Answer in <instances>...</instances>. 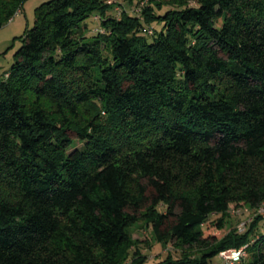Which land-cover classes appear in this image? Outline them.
Returning a JSON list of instances; mask_svg holds the SVG:
<instances>
[{
	"label": "trees",
	"instance_id": "obj_1",
	"mask_svg": "<svg viewBox=\"0 0 264 264\" xmlns=\"http://www.w3.org/2000/svg\"><path fill=\"white\" fill-rule=\"evenodd\" d=\"M23 1L0 0V27ZM128 1H42L0 74V264H121L141 219L200 250L154 264L242 245L234 264H264L255 220L206 224L264 203V0Z\"/></svg>",
	"mask_w": 264,
	"mask_h": 264
},
{
	"label": "rangeland",
	"instance_id": "obj_2",
	"mask_svg": "<svg viewBox=\"0 0 264 264\" xmlns=\"http://www.w3.org/2000/svg\"><path fill=\"white\" fill-rule=\"evenodd\" d=\"M42 1L45 0H24L20 10L0 27V74H3L12 63L14 51L21 44V36L26 29L33 25L35 7ZM105 2L115 4L110 11H107V13L115 14V16H119L121 10L125 7L135 11L137 6L136 1L105 0ZM138 3L142 6L149 3V0H140ZM97 20V16L90 14L83 22V25L85 24L86 26L87 33L93 34L95 27L98 26ZM152 27L159 28V25L155 23L152 24ZM81 144L82 142L78 140L73 142V146L76 147L81 146ZM218 219H222L223 221L222 230H218L212 225ZM252 220H255V222L253 223L252 230L248 234V239L251 241L257 237L258 232L264 231V203L256 207H251L245 203H232L228 206L225 213H215L209 216L206 224L210 226L207 231L215 236H220L225 233V238L233 239L238 234L244 233L249 228V223ZM128 233L131 238V244L122 249L120 254L122 258L121 264H130L131 259L134 257L133 252L135 251L139 256L146 258L145 264H154V262L165 258L169 254L173 258H177L184 254L192 257L200 252L199 248L195 245L178 246L173 242H158L153 236L150 225L142 219L130 226ZM240 248L245 250L246 245H242ZM222 260L218 255L213 258L215 264H227Z\"/></svg>",
	"mask_w": 264,
	"mask_h": 264
},
{
	"label": "built area",
	"instance_id": "obj_3",
	"mask_svg": "<svg viewBox=\"0 0 264 264\" xmlns=\"http://www.w3.org/2000/svg\"><path fill=\"white\" fill-rule=\"evenodd\" d=\"M220 257L224 260L227 264H234L238 262L244 255L245 250L242 248H228L225 250H222L219 253Z\"/></svg>",
	"mask_w": 264,
	"mask_h": 264
}]
</instances>
